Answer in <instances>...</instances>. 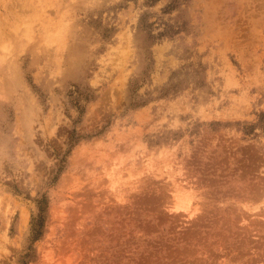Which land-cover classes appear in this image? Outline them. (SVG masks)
Returning <instances> with one entry per match:
<instances>
[{
	"label": "rangeland",
	"instance_id": "374dc122",
	"mask_svg": "<svg viewBox=\"0 0 264 264\" xmlns=\"http://www.w3.org/2000/svg\"><path fill=\"white\" fill-rule=\"evenodd\" d=\"M0 264H264V0H0Z\"/></svg>",
	"mask_w": 264,
	"mask_h": 264
}]
</instances>
